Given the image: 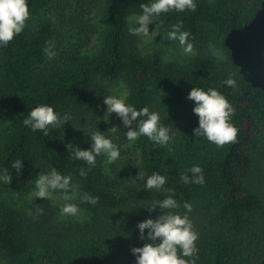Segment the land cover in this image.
<instances>
[{
  "label": "trees",
  "instance_id": "1",
  "mask_svg": "<svg viewBox=\"0 0 264 264\" xmlns=\"http://www.w3.org/2000/svg\"><path fill=\"white\" fill-rule=\"evenodd\" d=\"M146 2L28 0L25 28L0 46V170L11 177L9 184L0 180L2 264H135L130 248L145 243L135 226L159 215L147 207L168 195L180 205L171 211L183 215L184 203L192 205L187 214L199 234L198 251L185 259L264 264V187L253 179L264 168V0H195V10H170L154 21L181 23L194 46L212 43L222 62L202 51L183 61H166L159 49L143 51L127 19ZM49 42L56 52L51 59L43 52ZM229 75L235 88L223 83ZM192 87L215 88L232 104L234 142L217 146L194 137L198 118L186 99ZM106 95H126L137 109L159 112L172 127L171 140L163 146L146 136L128 141L119 117L102 103ZM45 103L71 116L47 135L22 123L31 108ZM96 128L117 144L120 157L108 163L101 154L88 170L71 154L76 146L90 147ZM17 159L19 173L12 169ZM193 165L203 170V184L182 182ZM50 167L71 174L79 192L98 197L93 205L76 196L83 220L58 223L52 209L10 202ZM81 167L86 176H79ZM152 171L168 177L159 192L144 189Z\"/></svg>",
  "mask_w": 264,
  "mask_h": 264
},
{
  "label": "clouds",
  "instance_id": "2",
  "mask_svg": "<svg viewBox=\"0 0 264 264\" xmlns=\"http://www.w3.org/2000/svg\"><path fill=\"white\" fill-rule=\"evenodd\" d=\"M195 0H147L141 5L142 11L135 18V25L130 27V34H149V25L162 14L170 10L183 12L185 9L195 10ZM28 0H0V46L7 45L14 37L18 36L25 28V22L29 18ZM191 34L183 30L181 23L173 24L167 32V38L178 42L184 54H194ZM154 38V37H153ZM48 58H54L56 52L52 43H46L43 48ZM223 83L235 88L236 80L229 75ZM102 103L106 105L108 113H115L127 130L124 135L128 141H136L141 136H146L155 145H166L171 140L172 127L166 125L159 112L150 111L149 106L137 109L126 102V95L102 96ZM186 99L193 102L192 112L198 118V126L193 129L194 137L203 136L209 142L222 146L236 140L238 129L230 122L234 113V107L228 99L215 88L207 90L200 87H192ZM71 119L68 113L61 114L54 110L50 104H39L31 108L23 118L22 123L32 132H41L47 135L50 128H62ZM113 131L117 127H112ZM90 147L81 149L75 147L72 157L82 160L88 165V170L96 164V157L104 154L108 163L116 161L120 157V149L117 144L100 132L97 128L88 137ZM72 147V144L65 146ZM12 169L19 173L22 169V160L17 159ZM191 175H181L183 183L203 184L204 174L199 165H193L188 170ZM79 176L87 175V170L81 167ZM167 175L152 171L144 181V189H154L159 192L167 182ZM0 180L8 183L11 180L8 169L0 170ZM33 184L32 195L34 198L50 200L59 196L65 203L60 208L62 216H77L81 209L77 203L71 202L79 196L81 202L96 204L98 197L87 192H79V186L73 183L71 174H62L55 167H50L47 172H39ZM171 192V189H165ZM39 207V206H37ZM180 207L173 195L163 199H157L153 206L147 207L149 212L158 209L159 215L147 217L136 224L138 238L144 240L140 247H131L130 252L135 258V264H193L190 259L197 253L196 241L198 232L194 230L193 223L187 212L192 205L185 202L186 210L183 215L177 211H171ZM169 210V211H163ZM145 230L147 232L145 233Z\"/></svg>",
  "mask_w": 264,
  "mask_h": 264
},
{
  "label": "rangeland",
  "instance_id": "3",
  "mask_svg": "<svg viewBox=\"0 0 264 264\" xmlns=\"http://www.w3.org/2000/svg\"><path fill=\"white\" fill-rule=\"evenodd\" d=\"M136 16V14L128 16L127 21L129 28L135 25ZM148 27L149 34H151L152 32L153 35L131 34L136 39L135 41L137 42V45L145 52H150L154 49H159L160 51H162L163 58L166 61H183L202 51L205 54L211 55L218 62L223 61V56L220 50L212 43H206L200 47H196L193 45L194 54H184L178 42L171 41L167 38V32L170 30L171 27L164 26L158 22H153V24H150ZM92 40L94 43L96 37H94ZM114 91H118V86L114 87ZM36 176L37 174H34L30 180V187L28 193L23 195L22 197H9L11 203L17 206H23L26 209L29 208L31 205L52 209L53 216L55 217V220L58 223L81 221L84 219L83 217H85V213L83 211V208L79 205V200L77 199V197H75L74 200L71 201L77 203L81 209V212L77 216H62L60 214V208L65 203V201L59 196H54L50 200H47L45 198H34L32 195L33 184L31 181L35 180ZM253 179H256L257 183H259L261 187H264V168H260L257 171L256 175L253 176ZM0 264L2 263L0 262Z\"/></svg>",
  "mask_w": 264,
  "mask_h": 264
}]
</instances>
